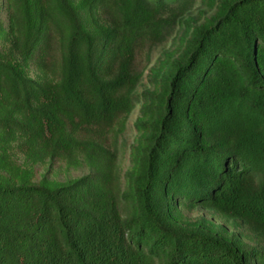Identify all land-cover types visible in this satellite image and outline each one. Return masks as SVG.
<instances>
[{
  "label": "trees",
  "instance_id": "16d2710c",
  "mask_svg": "<svg viewBox=\"0 0 264 264\" xmlns=\"http://www.w3.org/2000/svg\"><path fill=\"white\" fill-rule=\"evenodd\" d=\"M0 264H264V0H0Z\"/></svg>",
  "mask_w": 264,
  "mask_h": 264
},
{
  "label": "rangeland",
  "instance_id": "374dc122",
  "mask_svg": "<svg viewBox=\"0 0 264 264\" xmlns=\"http://www.w3.org/2000/svg\"><path fill=\"white\" fill-rule=\"evenodd\" d=\"M171 39L168 38L163 42L159 43L155 47L149 51L147 57L142 53L136 57V63L138 66L143 69L142 79L144 78V74L146 73L148 67L154 63V61L159 57L160 53L170 46ZM144 80V79H143ZM144 83V82H142ZM142 83H140L136 91H140L142 88ZM137 115V108H133L131 112L124 119V126L120 132H112L109 135V144L115 147L116 155H117V165L120 172H124L127 166L129 165V147L132 143L134 137V130L132 128L133 120ZM113 135V137H112ZM42 165H38L35 167V172L40 170ZM82 170L74 167H67L62 164L53 165L49 175L54 178L62 179L65 177L76 176L81 174ZM198 213H206L207 211L202 209H196ZM216 221H220L217 216H214Z\"/></svg>",
  "mask_w": 264,
  "mask_h": 264
}]
</instances>
